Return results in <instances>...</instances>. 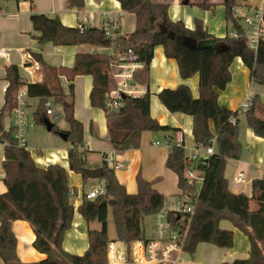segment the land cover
Listing matches in <instances>:
<instances>
[{"label":"trees","instance_id":"16d2710c","mask_svg":"<svg viewBox=\"0 0 264 264\" xmlns=\"http://www.w3.org/2000/svg\"><path fill=\"white\" fill-rule=\"evenodd\" d=\"M11 1V0H0ZM122 10L135 18V28L127 36L117 34L114 39L107 36L102 28L87 27L84 30L64 25L59 18L41 14H32L35 32L38 33L40 45L52 43L55 46H79L86 44L94 48L107 49V52L80 53L72 67H54L44 61L41 53H31L39 64L45 77L44 82H27L21 75L20 68L6 67L8 88L5 92L4 107L0 110V142L4 144L5 159L3 181L7 191L0 196V259L4 264H28L20 262L17 256L16 237L12 230L14 221L29 222L36 233L33 243L35 249L47 257L32 264H109L107 250L109 239L108 217L112 211L116 241L130 248L135 240L146 239L144 219L161 211L166 196L159 193L154 185L159 181H147L140 175L137 193L128 194L125 187L115 176V170L104 160L101 181L105 187L104 196L88 200L84 196L78 212L87 222H98L100 230L88 231L89 248L83 255L68 253L63 247L64 236L72 224L75 206L64 167L52 164L41 168L34 162L31 152L18 146L13 129L5 130L6 116L16 108L15 95L27 86L29 98H36L39 104L33 113L35 123L44 126L50 119L46 103L52 101L59 106L64 119L69 124L67 141L70 142L68 162L70 170L80 174L87 182L84 173L88 163L83 147V125L74 115L75 99L73 81L80 75H89L93 79V88L89 98L93 108H106L107 94L113 87L110 80V61L133 50L137 60L144 64L137 81L143 86L149 84L150 63L156 47H164L165 55L179 64L180 76L187 80L199 75V97L191 94L188 85H179L176 89L165 88L158 97L169 112L183 113L193 118V136L197 146L204 148L212 145L215 139L216 152L206 165L197 164L194 168L212 180L216 185L225 182V169L229 158L238 159L242 145L239 141L238 121L232 124L231 119H238L240 111H233L219 104V91L224 90L231 81L230 67L236 58H240L250 69L254 82L264 85V40L260 38L258 48L249 45L247 30L234 9L240 7L237 0H224L225 13L233 34L217 38L208 31L203 22L196 20L195 27L189 30L182 21L173 22L168 15L169 5L156 0H118ZM247 2L249 0H242ZM84 0H72V6L82 7ZM208 8L209 4H199ZM264 12V11H263ZM166 26L169 33L161 31ZM170 33L176 35L175 39ZM236 35V36H234ZM187 39L197 41V49H189L184 42ZM213 43V48L210 44ZM113 49L112 57L108 50ZM71 83L69 94L63 91L61 78ZM123 104L112 116H108V130L111 146L116 153L140 148L144 132L171 131L168 126H161L150 113V92L142 96H122ZM258 97L253 99L251 107L245 111L247 125L258 137L264 138V119L257 115ZM213 122L215 132L209 127ZM54 124V123H53ZM51 132L60 135L62 131L54 124ZM170 151L166 166L179 178L178 189L181 195H188L194 206V214L174 213L168 215V221L174 229L185 233L184 251L193 257L201 243L210 244L222 249H232L234 232L222 228V222L233 224L250 242L248 258L235 259L222 264H264V211L249 212L243 215L230 207L225 200L218 197L217 188L213 194L221 205L211 204L199 192L195 181L190 183L186 176L187 164L184 146L173 143L168 138ZM209 191L211 184H208ZM232 198L247 197L231 195ZM106 202V203H104Z\"/></svg>","mask_w":264,"mask_h":264},{"label":"crops","instance_id":"0c3cea01","mask_svg":"<svg viewBox=\"0 0 264 264\" xmlns=\"http://www.w3.org/2000/svg\"><path fill=\"white\" fill-rule=\"evenodd\" d=\"M156 1L167 3L169 5L168 15L171 20L173 22L182 21L189 30L195 27L196 20H200L205 28L217 38H225L226 35L233 34L226 19L224 0ZM237 1L240 6L247 8L249 11L264 10V0ZM71 2L72 0L0 1V47L10 50L8 60L0 59V110L4 107L5 92L9 86L5 78L7 66L16 65L20 68L22 77L29 83L45 81L43 71L33 65L35 61L29 63L28 66L27 55H31L33 52L41 53L44 61L51 66L72 67L76 56L80 53L107 52V49L94 48L86 44L59 47L48 42L40 45L37 39L39 35L35 32L32 19H30L32 14L59 18L64 25L72 28H77L84 19L88 20L86 28L111 29L115 25V33L122 36H127L135 28L134 16L124 12L118 0H84L82 7L72 6ZM199 4H209V6L208 8H202ZM245 29L249 31L248 28ZM262 39L264 40V31ZM150 64L148 86H143L137 81V77L139 78L143 68L137 72L136 81L139 96L144 95L146 91L150 92V113L152 117L161 126H168L172 130L144 132L141 136L140 148L116 153L115 159L121 162L123 166L115 171V176L125 187L127 193L131 195L137 193V176L140 175L147 181L159 179L154 188L166 198L167 194L181 197L178 189L179 178L166 166V159L170 151L167 139H175L180 134L183 137L184 144H186L185 154L188 155L195 150L197 144H195L193 136V118L180 112H169L161 103L158 94L165 88L176 89L179 85L185 84L189 86L191 94L198 98L200 96V79L198 74L190 79H183L180 76L179 64L176 60L166 57L165 49L162 46L156 47ZM230 72L232 79L224 90L219 91L218 101L225 108L235 112L240 111L237 121L239 141L242 145L241 155L238 159L229 158L227 161L224 172L226 184L216 185V182L210 179L207 181L206 179L201 180L202 174L200 172L197 173V176H199L197 183L200 194L211 204H222L212 192L216 187L220 199L225 200L230 207L235 208L243 215H247L249 212L264 211V138L258 137L253 129L247 125L245 112L241 111V107L248 97H253V99L258 97L257 115L264 119V85L254 82L250 69L240 58L234 60ZM61 83L64 93L69 94L71 83L65 77L61 78ZM72 83L75 99L74 115L83 125V147L86 150L87 168L99 169L103 167L105 158L115 152L109 139L108 116L104 109H96L91 106L89 95L94 83L91 76L80 75ZM30 100V113L33 115L39 100L36 98ZM57 111H61V108L53 106V113L55 114ZM49 120L51 121V119ZM11 124L12 118L6 116L5 129L9 128ZM43 127L47 131L46 127ZM209 127L215 132L212 121ZM36 128L37 124L28 136V147L34 162L41 168H48L52 164L61 165L67 171V180H69L70 187L75 189L73 197L75 214L69 231L64 236L62 245L69 254L83 255L89 248L88 231L90 229L100 230L101 225L95 223L96 221L87 222L78 212V207L83 203L86 192L97 186H104V184L101 179H89L85 182L80 174L71 171L68 162L70 148L64 146L60 141L52 140L51 137L49 139L45 132H38ZM62 132L65 133L66 131ZM37 133H40L49 141L48 149L45 152L34 144V135ZM59 137L62 139L60 135ZM4 159V144L0 143V196L7 191V185L3 181L4 168L2 163ZM110 167L113 168L111 165ZM240 173L244 175L242 182L237 181ZM208 184H211L212 187L210 191ZM87 186L88 189H86ZM232 194L244 196L247 199L232 198ZM221 224L222 228L233 230L234 246L232 249H222L201 243L193 256L197 264H203L207 260L210 262L215 260L216 264L231 263L235 259L248 258L249 239L233 224L228 222H222ZM152 228L154 229L153 226ZM12 230L16 237L17 256L20 262L32 264L46 259L47 256L33 246L36 233L29 222L25 220L14 221ZM145 233L148 240L155 236V234L148 236L146 227ZM115 238L110 239V241H114ZM183 254L187 253L184 252ZM0 264H4L1 259Z\"/></svg>","mask_w":264,"mask_h":264},{"label":"built area","instance_id":"2783aa9c","mask_svg":"<svg viewBox=\"0 0 264 264\" xmlns=\"http://www.w3.org/2000/svg\"><path fill=\"white\" fill-rule=\"evenodd\" d=\"M264 10L257 9L253 15L245 8L243 11H239V8L234 9V13L241 21L244 22L247 31V37L249 45L253 49L258 48V42L262 38L264 31ZM88 23L87 19H84L79 24L78 28L84 30ZM107 36L114 39L117 36L115 33V25L111 29L102 28ZM236 36V35H234ZM109 55L112 57L114 50H108ZM10 57V50L0 47V59L8 60ZM137 56L133 50H129L127 54L120 55L116 59L110 61L109 76L113 82L112 89L108 92L106 98L105 113L107 116H112L122 106V96H139L140 93L137 89L136 75L137 72L144 68V64L137 60ZM27 63L35 61L31 55H27ZM32 65V64H31ZM33 65L40 69L39 64L35 61ZM16 108L11 114L7 115L12 118V124L9 128L5 129L9 131L13 129L14 137L18 142V146L24 149L28 147L29 132L35 126L34 116L30 113V98L27 86H23L15 95ZM253 102V97L243 103L241 111H247ZM47 115H53L56 120L60 119L59 115L53 113V103L51 100L46 103ZM232 124L237 123L236 118L231 119ZM1 143V142H0ZM173 143L178 146H184L186 150V144H184L183 137L179 134L178 137L173 139ZM212 145L207 148L197 146V148L186 155L187 169L186 176H188L189 182L194 183L199 180L197 173L199 172L194 167L197 164L206 165L210 157L216 152L215 139H212ZM170 146V145H169ZM116 151L105 158L109 165L113 166L116 171L120 169L123 164L115 159ZM201 180L205 179L202 174ZM244 175L239 174L237 181L242 182ZM105 187L100 185L92 190L86 192L84 196L88 200H96L100 196H104ZM75 193L71 192V196L74 197ZM182 201L165 202L161 211L154 215L153 226L155 229V236L149 240H135L130 248L120 241H110L107 250V260L109 264H190L183 258V238L185 233H181L180 229H174L171 223L168 221V215L171 212L182 214H194V206L191 203L188 195H181Z\"/></svg>","mask_w":264,"mask_h":264},{"label":"rangeland","instance_id":"374dc122","mask_svg":"<svg viewBox=\"0 0 264 264\" xmlns=\"http://www.w3.org/2000/svg\"><path fill=\"white\" fill-rule=\"evenodd\" d=\"M241 11L244 10L245 7H238ZM251 15L254 14L253 11H250ZM242 25L246 28L245 24L243 21H241ZM55 115H59L60 119L56 120L55 117L53 115H50V119L51 121L57 125V127L59 128L60 131H66L69 128V124L67 123V121L64 119V115L62 114L61 111H57L55 112ZM36 130L38 132H45L47 136H49V139L51 137L52 140H57L60 141L64 146H68L70 148V142L68 141H63L58 134H56L55 132H47L45 130V128L42 125H37ZM33 144V143H31ZM34 144L36 145L37 148H40L42 150H47V146L49 145V141L46 140V138H44L42 135H40V133L34 135ZM34 146V145H32ZM35 147V146H34ZM72 186H74V184H72ZM86 189H88V186L86 187ZM182 197L177 196V195H169L167 194V198L166 201L171 203V202H176V201H182ZM109 217H108V228H109V239H114L116 237V232H115V227L113 225V217H112V211L109 210ZM153 220H154V215H150V217H146L144 220V226L146 227L147 230V234L148 236H150L151 234H155L154 229L152 228L153 226ZM98 223V222H95ZM154 227V226H153ZM183 258L191 263V264H197L196 259H193V257L189 256L188 254H183ZM210 259V258H209ZM203 264H216V261L213 260L212 262H210L209 260H207V262L203 263Z\"/></svg>","mask_w":264,"mask_h":264},{"label":"water","instance_id":"95a60500","mask_svg":"<svg viewBox=\"0 0 264 264\" xmlns=\"http://www.w3.org/2000/svg\"><path fill=\"white\" fill-rule=\"evenodd\" d=\"M161 31H163V33L168 34L169 31L166 28V26H161ZM170 37L172 39L176 38V35L174 33H170ZM185 46L188 47L189 49L193 50V49H197V41L195 39H187L184 42ZM211 48H213V43L210 44ZM44 126L46 127L47 131H51V129L53 128L54 124L46 119L44 121ZM60 136L62 137V139H64L65 141L68 139V134L67 133H60ZM84 173L86 174L88 179H92V180H100L102 178L103 175V168H99V169H89V168H85L84 169ZM106 203V202H104Z\"/></svg>","mask_w":264,"mask_h":264}]
</instances>
